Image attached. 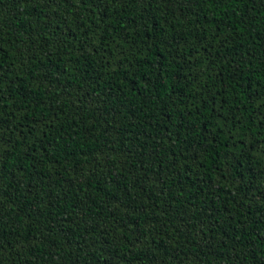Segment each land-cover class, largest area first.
<instances>
[{
	"label": "trees",
	"instance_id": "16d2710c",
	"mask_svg": "<svg viewBox=\"0 0 264 264\" xmlns=\"http://www.w3.org/2000/svg\"><path fill=\"white\" fill-rule=\"evenodd\" d=\"M0 264H264V0H0Z\"/></svg>",
	"mask_w": 264,
	"mask_h": 264
}]
</instances>
